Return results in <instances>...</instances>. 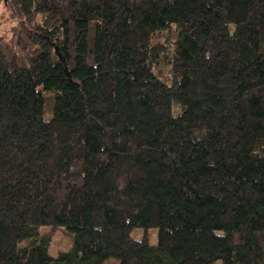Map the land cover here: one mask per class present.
Here are the masks:
<instances>
[{
	"label": "trees",
	"instance_id": "obj_1",
	"mask_svg": "<svg viewBox=\"0 0 264 264\" xmlns=\"http://www.w3.org/2000/svg\"><path fill=\"white\" fill-rule=\"evenodd\" d=\"M0 3V264H264V0Z\"/></svg>",
	"mask_w": 264,
	"mask_h": 264
},
{
	"label": "rangeland",
	"instance_id": "obj_2",
	"mask_svg": "<svg viewBox=\"0 0 264 264\" xmlns=\"http://www.w3.org/2000/svg\"><path fill=\"white\" fill-rule=\"evenodd\" d=\"M5 15L3 18V21L0 22V29H2L4 26H7L8 24V20L7 18H10L8 15V11L6 10V8H4V6L2 5V3H0V14ZM1 17V16H0ZM40 234L41 233H46L49 235L50 237V250L52 253L53 250L57 251V250H63L66 249L70 243L72 242V234L67 231L63 226H59V225H44L40 227L39 230ZM25 240H22L21 243H25ZM215 264H221L220 261H216Z\"/></svg>",
	"mask_w": 264,
	"mask_h": 264
}]
</instances>
